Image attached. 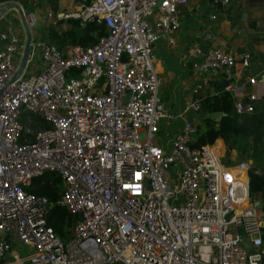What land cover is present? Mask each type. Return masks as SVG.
Returning a JSON list of instances; mask_svg holds the SVG:
<instances>
[{"label": "built area", "instance_id": "obj_1", "mask_svg": "<svg viewBox=\"0 0 264 264\" xmlns=\"http://www.w3.org/2000/svg\"><path fill=\"white\" fill-rule=\"evenodd\" d=\"M209 1L219 9L231 3ZM186 3L74 0L49 9L52 26L75 18L107 32L92 44L59 47L30 28L15 78L26 37L18 13L0 10V264L16 244V264H264L248 163L226 164L214 145H192V119L169 145L156 139L161 120L200 111L206 73L225 72L236 113L253 112L258 99L235 75L250 54L207 46L194 66L204 77L196 96L177 114L166 109L153 48L161 36L175 42ZM48 172L61 178L56 204L72 220L66 239L48 223L54 204L28 190Z\"/></svg>", "mask_w": 264, "mask_h": 264}, {"label": "crops", "instance_id": "obj_2", "mask_svg": "<svg viewBox=\"0 0 264 264\" xmlns=\"http://www.w3.org/2000/svg\"><path fill=\"white\" fill-rule=\"evenodd\" d=\"M194 1L187 0V3L181 6V20L175 33V42L169 43L165 36H161L154 44V66L163 82L161 99L166 109L177 114L182 110L186 99L196 96L192 88L196 80L200 81L204 77L194 71V66L201 60L207 46L224 47L237 58L245 52L250 54L249 65L242 66L238 62L235 66V75L239 78V83L246 84L245 89L252 90L258 95L255 104L259 105L264 101V0H231L227 8L209 11L206 21L212 25L208 26L203 23L192 25V21L190 22L189 11L192 4L196 7L198 5ZM73 3L74 0H57V6L63 9L66 5L71 7ZM207 4H211L209 0ZM36 8H31V16L28 18H32L31 29L40 32L46 19L45 17L44 20L41 19ZM10 9L8 8L6 16L9 17L11 14L15 18L18 12H9ZM185 16H189L187 20L184 19ZM4 23L6 22L0 21V30ZM224 74V71H219L215 75L206 73L207 85L202 94L226 90L224 87H218V83L224 79ZM251 76L256 78L254 83L247 81ZM204 115L205 113L200 110L197 113L189 112L183 117L163 119L156 139L164 145H169L170 140L181 128L184 118L195 120L197 125ZM218 139L223 142L221 138L216 140ZM15 251L14 249V255ZM14 255H7L2 264H16Z\"/></svg>", "mask_w": 264, "mask_h": 264}, {"label": "trees", "instance_id": "obj_3", "mask_svg": "<svg viewBox=\"0 0 264 264\" xmlns=\"http://www.w3.org/2000/svg\"><path fill=\"white\" fill-rule=\"evenodd\" d=\"M19 1L26 3L28 0ZM47 3L54 12L63 9V7L57 6V0H47ZM68 20L71 22L69 27L62 28L49 25L44 28L41 36L55 42L59 47H64L66 44H92L107 32L103 23L89 21L81 25L75 18ZM233 104L234 97L228 90L203 95L200 110L205 115L196 125L195 139L192 145L212 144L217 138H221L229 149L238 148L241 156L254 157L253 165L248 171L249 191L254 199L260 201L261 217L264 221V163H262L264 153V101L259 105L255 104L253 112L241 115L236 113ZM215 110H220L225 114L218 119L210 117V112ZM240 141L243 143L242 147H240ZM250 150L252 151L250 152ZM259 160L261 163H258ZM61 188V178L48 172L35 179L28 190L36 195L47 197L54 204L49 213L48 223L57 236L66 239L72 220L66 209L56 204Z\"/></svg>", "mask_w": 264, "mask_h": 264}, {"label": "rangeland", "instance_id": "obj_4", "mask_svg": "<svg viewBox=\"0 0 264 264\" xmlns=\"http://www.w3.org/2000/svg\"><path fill=\"white\" fill-rule=\"evenodd\" d=\"M15 1H18L21 5H22V8L24 9L25 11V15H26V18L28 19V17L31 16V8H34V7H37L36 10L39 12V16L41 17V19L44 20V17L46 16V13L48 12L50 8V6L48 5L47 3V0H38V1H34V0H28L26 3L23 2V1H19V0H15ZM195 4H198L197 7L194 6L192 4V7L189 11L190 13V17H191V20L190 22L192 21V25H197V23H203L204 25L208 26V24L212 25L211 23H208L206 20H207V15L209 14V11L210 10H216V6L212 5V4H207L208 3V0H195L194 1ZM219 9V8H217ZM17 10L15 8H11L9 10V12H16ZM189 16H185L184 19L187 20V17ZM9 17H12L11 14H9ZM32 20V18L30 19V21ZM180 20H181V13H180ZM15 22L17 23L18 26L22 27L21 25V22H20V19L16 18L15 19ZM29 22V21H28ZM71 24V22L69 20H61V22L57 25L58 27H62V28H67L69 27ZM51 25L49 21L47 20H44V28ZM31 28V26H30ZM43 27L40 29V32L39 30H37L39 33H42L45 29ZM33 29H35L33 27ZM43 37V36H42ZM44 38V37H43ZM65 46V45H64ZM34 68L36 70L37 67L41 66V58L40 56H37V62L34 63ZM160 87H159V95L161 97V93H162V90H163V82H162V79H161V83H160ZM31 117L33 119H38L39 117L37 116V114L35 113H32L31 114ZM140 135H141V139L144 138V135L142 132H140ZM250 139H252V137H250ZM217 145L214 146L216 149H217V153L218 154H221V161L223 163H226V164H235L237 163L238 161H246L247 163L249 162H254V157H250L247 156V155H240L239 153V149L238 148H235V149H229L224 142H221V140L219 139L217 141ZM214 143H212V145H214ZM242 141H240V147H242ZM252 150H250L251 152ZM263 157V160H262V163H264V153L262 155ZM258 163H261L260 160L258 161ZM71 226V225H70ZM70 228V227H69ZM70 231V230H69ZM14 249H17V250H20L18 248V245L16 244L14 246ZM27 264V263H26Z\"/></svg>", "mask_w": 264, "mask_h": 264}, {"label": "water", "instance_id": "obj_5", "mask_svg": "<svg viewBox=\"0 0 264 264\" xmlns=\"http://www.w3.org/2000/svg\"><path fill=\"white\" fill-rule=\"evenodd\" d=\"M8 8H15L17 10L21 25H22V28L24 30L25 37H26L25 44H24L23 55H22V58H21V60L19 62L18 70L16 71V73L14 75V78H15L19 74V72L23 69V67L25 65V62H26V57H27V54H28V46H29V42H30V39H31V29H30L29 22H28V20L26 18V15H25V13L23 11V8H22L21 4L18 1L9 0V1H5L3 4H0V10H5V9H8ZM227 82H228V80L226 78H224L223 80H221L218 83V87H224L227 84ZM128 97H129V94H128ZM223 114H225V112H222L220 110H215V111L210 112V117L218 119ZM252 165H253L252 162L248 163V170H249V168L252 167ZM255 205L256 206L260 205V201L256 200L255 201Z\"/></svg>", "mask_w": 264, "mask_h": 264}]
</instances>
